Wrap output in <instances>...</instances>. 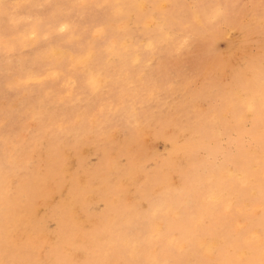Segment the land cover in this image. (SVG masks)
Listing matches in <instances>:
<instances>
[{"label":"rangeland","instance_id":"374dc122","mask_svg":"<svg viewBox=\"0 0 264 264\" xmlns=\"http://www.w3.org/2000/svg\"><path fill=\"white\" fill-rule=\"evenodd\" d=\"M134 1L0 0V224L2 225V220L8 211L18 212L17 215L23 221L21 225H6V227L8 226L7 231L0 226V239H3L0 240V244L6 242L5 244L9 243V248L12 246L6 252L4 251L5 254L4 252L0 253L1 264H264V178L261 179V177H264V157L257 159L251 157L252 151L260 147L258 141L264 140V126H262L264 125V113L259 112L260 110L255 113L252 112V114L247 111L250 104L248 102L251 100L249 94V96H246V100H248L246 101V108H244V102L237 104L233 111L230 109L232 107L231 103L233 101L236 103V100L239 99V93L236 94L233 90L237 89L241 83L242 88L249 83H243L244 76L236 73L232 74L233 70L245 71L247 77L256 75L258 71L264 85V0ZM150 1L151 3H149ZM128 2L133 6L132 11L137 12L126 15V18L120 13H127L123 4ZM139 3H142V6ZM198 4L199 7H197ZM201 7L202 10H200ZM196 9L203 14L198 17L199 19L196 18L198 13ZM56 10L63 15V19L59 17L53 19L52 15ZM204 11L206 14H204ZM116 12L122 16L123 22L120 18H116L115 24L117 27L107 28L108 20L111 22ZM178 12L181 14H179L180 16ZM102 13L105 16L103 18L98 17ZM170 14H173V16L171 15L173 18L169 16ZM175 16L179 17L176 18ZM129 17L130 19H128ZM162 18L165 20L168 18L166 20L167 24L164 25L161 21ZM101 19L102 21H100ZM205 19L209 23H206V26L204 24ZM194 20H203V24H198ZM56 21L57 23L60 21L61 25L60 23H55L57 24L55 25L54 22ZM40 23L42 26H39ZM69 25H72V28L69 29ZM32 26L35 28H31ZM164 26L166 27L164 28ZM201 28L203 29L201 30ZM72 29L76 31L74 36L82 38L84 42V38H86V43L89 42L91 45L96 42L104 44L100 45L101 49L112 46V42L118 39L120 32L122 33L120 35H124V30L130 34L138 33V37H141L140 40L136 36L126 43L130 50L137 49L134 56L140 52L139 57H144L142 60L133 61L136 68H134L132 78L136 82L133 81L132 84L128 85V88L121 91L116 83L108 81L104 78V75H100L91 84L92 70L79 63L77 59L74 60L71 56H62L59 53H51L50 58L44 55L42 58L35 52L40 46H51L60 38L59 36H67L68 31ZM170 29L171 31L173 29V31L171 32ZM35 30L36 33H34ZM120 35L119 37H123ZM103 40L104 42L106 40V42L104 43ZM66 42L69 43L70 41L66 40ZM145 43L148 45L146 46ZM67 50L70 49L67 47ZM79 51L81 52L79 53ZM84 51L82 48L73 52L81 56ZM29 55L32 57H29ZM147 58L149 61H146ZM39 60L43 63L41 64ZM117 60L118 57L115 56L114 62H117ZM218 61H221L220 65L217 64ZM227 61L228 64L225 63ZM139 66L144 69H139ZM8 71L10 74L12 73L9 76L7 75L9 74ZM230 85L233 86V90ZM231 91L234 93H230ZM205 92H216V96L215 93L204 95ZM244 93L246 92L241 93L242 97H245ZM224 97H227L229 102L227 98L226 102ZM126 98L128 99L126 100ZM32 101L33 104L37 105L32 104L33 106H30ZM22 103L24 104L22 105ZM39 111L41 112L38 113ZM129 112L132 113L129 114ZM242 113L244 116H242ZM25 114L27 115L25 116ZM45 114L47 116L49 114L50 117H44ZM212 114L218 115L219 124L222 122L221 124L224 126L233 125L234 121L232 122V120L238 117L234 124H236V121L238 122V129L240 128L239 133L241 134L240 140L235 139V133L224 136L219 145H213L212 140H208V145L197 150L196 163L193 159L194 168L188 167V171L180 166L175 167L169 177L163 173L153 174L159 163L156 158L144 159L132 171L127 169L130 165V158L128 153L123 154L121 151L124 145L130 146L133 151L138 148L134 145L137 141L145 143V149L148 151L154 145L153 150L161 156L168 151V145L161 140L151 139L150 130H157L166 122L175 119L177 124L182 126L179 131L172 124L166 127L168 131L176 133L177 141L181 143L183 138L190 134L188 132L190 128H209L206 126L211 125ZM52 115L53 117H51ZM251 117H255V119ZM259 118L262 121L254 122ZM148 121H150V124ZM6 124L7 126H5ZM59 124L61 126H58ZM49 127L50 129L47 130ZM53 130L55 133H53ZM45 132L48 139H46ZM178 132H180V135ZM53 134L57 135L58 142L51 138ZM74 134H80V142L75 141L71 136ZM63 135L70 136L69 139L67 138L69 143L64 140ZM229 137L234 139L230 143L231 145L227 143ZM67 144H70L69 147ZM20 151H23L22 156ZM75 153L79 154L77 156L79 159H77ZM14 154L17 156L12 157ZM237 156H239V162L242 160L241 162L245 164L244 168L241 163H239V166L233 163V158ZM205 160L215 169L230 168L232 172L234 170L235 174L233 172V176H226L224 180L222 178L221 184L219 182V186L223 187L224 190L214 188L215 182L210 185V188L207 187L210 178L207 168L202 166ZM181 163L184 164V161L182 160ZM63 165H66L68 170L64 169ZM237 167H241L238 172ZM95 168L108 172H105V175L95 173L100 177V183L97 184L98 186L94 185L92 190L87 189L88 186H85V190L90 191V194L83 197L84 199L82 198L84 202L79 197H76V202L70 200L71 198L67 195L70 190V179L68 177L72 175L73 178L75 176L78 179L81 178L80 180L90 179L92 175L87 174L86 171H93ZM61 169H64V175L59 177ZM242 169H244V172ZM65 170L69 172L68 175ZM52 172L53 175H51ZM246 172L247 174H244ZM26 174L28 175L26 176ZM31 176L32 178H30ZM37 177L38 180L44 179L41 180V186L44 184L42 188L46 193L51 191L52 184L57 186L52 195L54 201H57V196L58 198L64 196L63 200L72 202L73 211L75 210L74 219L78 223L80 222L78 225L73 223L72 227H64L63 220L60 222L58 219L59 217L62 218L60 213L57 217V211H52V209L47 208L49 206L42 204L45 197L39 196V194L35 195L32 191L33 183ZM50 177L51 179H49ZM242 178L248 181H243ZM46 180H48L47 183ZM95 181L92 180V183ZM231 181H236L235 188L231 187ZM29 184L30 186H28ZM81 185L79 183V186ZM183 186L185 187L184 190L186 189L184 191L185 199L178 200L183 193L180 192ZM236 188L238 189L236 190ZM208 189L211 190L206 193ZM78 190L76 191L77 194L80 192ZM28 192L33 199H30ZM204 192L206 194L202 195ZM98 194L100 195L99 198ZM208 194H211V196L208 197ZM213 195H215L214 199L212 198ZM165 197H169L168 200L172 201L171 206L175 213L165 210ZM190 198L195 203H192L189 200ZM225 198H227V201H224ZM201 199L205 200L202 201ZM78 200L79 202H77ZM21 201L25 202L21 205ZM221 201H224V203ZM37 204L40 206H37ZM201 204H204L208 210L200 214L199 206ZM29 205L30 207H28ZM48 205L52 204L49 203ZM23 208L25 210L22 211ZM197 211L198 213H196ZM22 212L25 213L22 214ZM45 215L47 216L44 217ZM110 219L113 220V223ZM94 221L97 223L93 224ZM31 226L34 228H31ZM61 230L64 233L66 232L67 235ZM79 230L81 233H79ZM64 237L65 240L62 239ZM92 238L94 239L92 240ZM197 239L212 241L213 246L206 249L203 246L199 247L196 243ZM76 242L78 245H76ZM112 242L115 243V247ZM22 245L23 247H21ZM109 245V248L112 247L111 249L108 248ZM78 246H82V249ZM108 249L112 255L111 257L108 255ZM117 249L118 254L116 255L118 256L114 253ZM174 249L176 250L174 251ZM78 250L79 252H77ZM2 254H4V257L1 256ZM66 261L68 262L66 263Z\"/></svg>","mask_w":264,"mask_h":264},{"label":"bare ground","instance_id":"6f19581e","mask_svg":"<svg viewBox=\"0 0 264 264\" xmlns=\"http://www.w3.org/2000/svg\"><path fill=\"white\" fill-rule=\"evenodd\" d=\"M137 0H135L134 2H136ZM144 1H146V0H144ZM152 2L154 1V0H151ZM151 1L149 2V3H151ZM94 2V1H93ZM120 2V1H119ZM122 2V1H121ZM138 2V1H137ZM115 3V2H114ZM143 3V2H142ZM142 3L140 4L139 3V5L140 6H142ZM192 3V2H191ZM200 5H201V3H199ZM199 4H198V6L197 7H199ZM203 4V3H202ZM113 5V4H112ZM124 5V7L126 8V10H127V13L125 14H123V12L122 13H120V14H122V16H126V15H130V13H134V12H137V11H135L134 10V12L132 11V9H133V6L132 5H130V2H128V3H126V4H123ZM152 5H153V3H152ZM59 7V6H58ZM111 7V6H110ZM139 7V6H138ZM203 7V6H202ZM202 7H201V9L200 10H202ZM86 8V7H85ZM88 9H89V7H87ZM109 8V7H108ZM112 8V7H111ZM191 8V7H190ZM107 9V8H106ZM106 9H105V11H106ZM114 9V8H113ZM116 9V8H115ZM120 9V8H119ZM227 9V8H226ZM104 10V9H103ZM102 10V11H103ZM156 10V9H155ZM204 10V9H203ZM207 10V9H206ZM236 10V9H235ZM234 10V11H235ZM35 11V10H34ZM62 11V10H61ZM67 11H68V9H67ZM67 11H65V12H67ZM129 11V12H128ZM181 11V10H180ZM196 11H198V13L196 12ZM196 13H197V16H196V18L197 19H199L198 17L200 16L201 17V15H203L202 14V12H200L199 10H197L196 9ZM126 12V11H125ZM37 13V12H36ZM53 13V12H52ZM68 13V12H67ZM72 13V12H71ZM101 13V12H100ZM115 13V12H114ZM182 13V12H181ZM187 13V12H186ZM22 14H24V13H22ZM29 15H30V13H28ZM119 13H117L116 12V14H115V16H113V18L111 19L112 21L110 22V20H108L109 22L107 23V28H110V27H117V25L115 24L116 23V18H120L121 20H122V16L120 15ZM175 14V13H174ZM180 13L178 12V15H179ZM204 14H206L205 13V11H204ZM234 14V13H233ZM68 15H69V13H68ZM67 14H66V16H68ZM98 15V14H97ZM166 15V14H165ZM171 15L173 16V14H170L169 16L171 17ZM181 15V14H180ZM179 15V16H180ZM53 17V19H55V18H62L63 19V15H61L60 13H59V11L58 10H56L54 13H53V15H52ZM105 16V14L104 13H102V14H99L98 15V17H101V18H103ZM136 16H139V15H136ZM168 16V15H167ZM166 16V17H167ZM179 16H177V17H179ZM185 16V15H184ZM206 16V15H205ZM221 16H223V15H221ZM140 17V16H139ZM155 17V16H154ZM165 17V18H166ZM176 17V16H175ZM176 17V18H177ZM214 17V16H213ZM227 17V16H226ZM45 18V17H44ZM70 18V17H69ZM108 18H110L109 16H108ZM126 18H127V16H126ZM133 18V17H132ZM131 18V19H132ZM136 18V17H135ZM171 18H173V17H171ZM207 18V17H206ZM225 18V17H224ZM237 18V17H236ZM71 19V18H70ZM98 19V18H97ZM124 19V18H123ZM128 19H130V17L128 18ZM175 19V18H174ZM179 19H181V18H179ZM72 20V19H71ZM104 20V19H103ZM133 20V19H132ZM166 20H168V18L166 19ZM166 20L164 19V18H162L161 19V21L164 23V25L165 24H167V22H166ZM170 20V19H169ZM177 20V19H176ZM67 21H69V20H67ZM100 21H102V19L100 20ZM118 21V20H117ZM135 21H136V19H135ZM181 21V20H180ZM196 23H198V24H203V20H194ZM61 22H62V20H61ZM61 22L60 21H58V23H60V25H61ZM122 22H123V20H122ZM133 22V21H132ZM176 22V21H175ZM55 23H57V21L56 22H54V24ZM57 23V24H58ZM63 23V22H62ZM69 23V22H68ZM125 23V22H124ZM206 23L207 24H209L208 23V21H206V19H205V26H206ZM212 23V22H211ZM41 24V23H40ZM39 24V26H42V24L40 25ZM57 24H55V25H57ZM65 24V23H64ZM118 24V23H117ZM120 24V23H119ZM155 24V23H154ZM170 24V23H169ZM175 24V23H174ZM173 24V25H174ZM182 24H183V22H182ZM212 24H214V23H212ZM52 25H53V23H52ZM63 25V24H62ZM67 26H68V24H66ZM148 25V24H147ZM172 25V26H173ZM47 26H49V25H47ZM54 26V25H53ZM52 26V27H53ZM66 26V27H67ZM103 26V25H102ZM121 26V25H120ZM161 26V25H160ZM176 26V25H175ZM174 26V27H175ZM179 26V25H178ZM204 26V25H203ZM213 26V25H212ZM34 26H32L31 28H33ZM70 27L72 28V25L70 26L69 25V29H70ZM159 27V26H158ZM162 27H163V25H162ZM166 26H164V28H165ZM168 27H169V25H168ZM173 27V28H174ZM214 27V26H213ZM35 28V27H34ZM118 28H120L119 26H118ZM134 28V27H133ZM172 28V27H171ZM205 28V27H204ZM69 29H67V30H69ZM106 29V28H105ZM161 29V28H160ZM159 29V30H160ZM203 28H201V30H202ZM207 29V28H206ZM211 29V28H210ZM30 30V29H29ZM51 30V29H50ZM67 30H66V32H67ZM164 30V29H163ZM162 30V31H163ZM200 30V31H201ZM209 30V29H208ZM170 31H171V29H170ZM172 31H173V29H172ZM171 31V32H172ZM69 33L67 34V36H65V37H61V36H59L60 38L57 40V41H55L51 46L49 45V47H41L40 46V48L39 49H37V51H35V52H37V54H38V56L39 57H44V55H47V56H49V58H50V55H51V53L52 54H57V53H59V55H62V56H71V58L72 59H74V60H78V62L79 63H81V64H83L84 66H86V67H88L90 70H92V74H91V84L92 83H94L95 82V79H96V77L97 76H100V75H104V78L105 79H108V81H113L114 83H116L117 85H118V89L120 90L121 89V91L125 88H128V85L129 84H132L133 83V81H134V83L136 82L133 78H132V74H133V72H134V68H136V67H134V65H133V61L134 60H137L138 61V59H141L142 60V58H144V57H139V54H140V52L139 53H137L135 56H134V54L137 52V49H133V50H130V48H129V46L126 44L127 43V41L128 40H131L133 37L135 38L136 36L138 37V33H133V34H130V33H128L126 30H124V35H120V33L118 34V39H116V40H114L113 42H112V46H110V47H108V48H106V49H101V46L102 45H104V44H98L97 42L96 43H93L92 45H91V43L89 44V42L88 43H86L87 41V39L86 38H84L85 39V42H84V40L82 39V38H77V37H75L74 35H75V32L76 31H74L73 29L72 30H70V31H68ZM114 32H116L115 30H114ZM123 32V31H122ZM183 32V31H182ZM189 32V31H188ZM23 33V32H22ZM34 33H36V30H35V32ZM117 33V32H116ZM163 33H164V31H163ZM25 34V33H24ZM32 34V33H31ZM58 34V33H57ZM63 34V33H62ZM112 34V33H111ZM122 34V33H121ZM172 34H175V33H172ZM193 34V33H192ZM196 34V33H195ZM30 35V34H29ZM28 35V36H29ZM60 35V34H59ZM119 35L120 36H123V37H119ZM171 35V34H170ZM110 36H112V35H110ZM193 36H194V34H193ZM196 36V35H195ZM217 36H219V35H217ZM12 37V36H11ZM58 37V36H57ZM79 37V36H78ZM163 37V36H162ZM164 37H167V36H164ZM176 37V36H175ZM35 38H37V37H35ZM121 38V39H120ZM133 38V39H134ZM139 38V37H138ZM174 38V37H173ZM182 38V37H181ZM18 39V38H17ZM95 40H97L96 38H94ZM107 39V38H106ZM141 39V37L139 38V40ZM169 39V38H168ZM19 40V39H18ZM66 40H68V41H70L69 43H67L66 42ZM89 40H91L90 38H89ZM88 40V41H89ZM95 40H93L94 42H95ZM99 40H100V38H99ZM109 40H111V39H109ZM108 40V41H109ZM138 40V41H139ZM187 40V39H186ZM202 40V39H201ZM16 41V40H15ZM35 41V40H34ZM43 41V40H42ZM92 41V40H91ZM98 41V40H97ZM180 41V40H179ZM103 42H104V40H103ZM105 42H106V40H105ZM104 42V43H105ZM145 42H146V40H145ZM148 42V41H147ZM202 42H204L203 40H202ZM18 43H19V41H18ZM100 43H101V41H100ZM178 43V42H177ZM205 43V42H204ZM203 43V44H204ZM45 44H47V43H45ZM87 44H89V45H87ZM107 44V43H106ZM146 44V43H145ZM244 44V43H243ZM101 45V46H100ZM148 44H146V46H147ZM196 45V44H195ZM106 46V45H105ZM243 46V45H242ZM67 47L71 50H67L66 51V49H67ZM150 47H151V45H150ZM178 47V46H177ZM22 48V47H21ZM83 48V51H84V49H85V51H84V53L81 55V56H79V55H76L73 51H78L79 49H82ZM102 48H104V47H102ZM196 48V47H195ZM234 48H236V47H234ZM177 49V48H176ZM179 49V48H178ZM238 49V48H237ZM242 49V48H241ZM73 50V51H72ZM194 50V49H193ZM13 51V50H12ZM233 51V50H232ZM236 51V50H235ZM24 52V51H23ZM81 51H79V53H80ZM241 52V51H240ZM150 53V52H149ZM148 53V54H149ZM238 53H239V51H238ZM25 54V53H24ZM155 54V53H154ZM153 54V55H154ZM235 54V53H234ZM76 55V56H75ZM143 55V54H142ZM229 55V54H228ZM46 56V57H47ZM56 56V55H55ZM118 57V60H117V62H114V57ZM29 57H32V56H30L29 55ZM134 57V58H133ZM8 58V57H7ZM54 58V57H53ZM60 58V57H59ZM59 58H57V59H59ZM64 58V57H63ZM70 58V57H69ZM17 59V58H16ZM15 59V60H16ZM33 59V58H32ZM35 59V58H34ZM41 59V58H40ZM48 59V58H47ZM46 59V61H48ZM148 59V58H147ZM152 59V58H151ZM226 59V58H225ZM227 59H229L228 57H227ZM232 59V58H231ZM44 60H45V58H44ZM43 60V61H44ZM140 60V61H141ZM29 61V60H28ZM34 61H36V60H34ZM39 61H41V60H39ZM146 61H149V59L148 60H146ZM229 61V60H228ZM228 61L227 62H225V63H227L228 64ZM244 61V60H243ZM51 62V61H50ZM57 62V61H56ZM135 62V61H134ZM143 62V61H142ZM229 62H231V61H229ZM36 63H39V62H36ZM43 62L41 61V64H42ZM47 63V62H46ZM147 63V62H146ZM254 63V62H253ZM27 64V63H26ZM48 64V63H47ZM145 64V63H144ZM148 64V63H147ZM218 65H220L221 64V61H218V63H217ZM252 64V63H251ZM32 65V64H31ZM44 65H46V64H44ZM43 65V66H44ZM150 65V64H149ZM149 65H147V66H149ZM142 66V65H141ZM145 66V65H144ZM225 66V65H224ZM252 66V65H251ZM251 66H249V67H251ZM52 67V66H51ZM140 67V66H139ZM143 67V66H142ZM202 67V66H201ZM255 67V66H254ZM23 68V67H22ZM153 68V67H152ZM233 68V67H232ZM236 68V67H235ZM244 68V67H243ZM4 69H6V68H4ZM8 69V68H7ZM17 69V68H16ZM25 69V68H24ZM29 69V68H28ZM139 69H141V67L139 68ZM144 69V68H143ZM143 69H141V70H143ZM149 69V68H148ZM27 70V69H26ZM32 70V69H31ZM135 70H137V69H135ZM259 70V69H258ZM24 72H26L25 70H23ZM28 71V70H27ZM168 71V70H167ZM248 71H252V70H248ZM257 71V70H256ZM262 71V70H261ZM6 72H7V70H6ZM9 72V71H8ZM21 72V71H20ZM30 72H32V71H30ZM142 72V71H141ZM144 72V71H143ZM242 72V73H241ZM237 71V70H233L232 71V74H237V75H243L244 76V82L243 83H246V82H249V83H247V84H245L244 85V87L242 88V86L243 85H239V87L237 88V89H234L233 90V86H231V88H232V90L233 91H235V93L237 94V93H239V95H238V97H239V99L238 100H236V103H234V101H233V103H231V106L232 107H230V109H232V111H233V108L234 107H236V105L237 104H241V103H244V108H246L247 107V105H246V101H248V100H246V96H251V100L248 102V103H250L249 104V106L247 107V111L248 112H251V114H252V112H258V110H260L259 112H262V113H264V85L262 84V82H261V77L259 76L260 74H258L259 72L257 71V74L256 75H252V77H247L246 76V73L247 72H245V71ZM22 73V72H21ZM21 73H18V74H21ZM28 73H29V71H28ZM147 73V72H146ZM151 73V72H150ZM7 74V73H6ZM12 74V73H11ZM10 74V72H9V74H7L8 76L9 75H11ZM14 74L16 75V73L14 72ZM13 74V75H14ZM17 74V76H19ZM33 74V73H32ZM31 74V75H32ZM29 75V74H28ZM55 75V74H54ZM148 75V74H147ZM21 76V75H20ZM23 76V75H22ZM30 76V75H29ZM28 76V77H29ZM138 76V75H137ZM143 76V75H142ZM149 76H150V74H149ZM11 77V76H10ZM174 77V76H173ZM30 78V77H29ZM138 78H140L139 76H138ZM143 78V77H142ZM236 78V77H235ZM27 79V78H26ZM4 80H5V78H4ZM97 80V79H96ZM154 80V79H153ZM142 81V80H141ZM239 81V80H238ZM242 81V80H241ZM90 82V81H89ZM112 82V83H113ZM145 82V81H144ZM149 82V81H148ZM152 82V81H151ZM154 82V81H153ZM169 82V81H168ZM236 82V81H235ZM12 83V82H11ZM142 83V82H141ZM155 83V82H154ZM234 83V82H233ZM239 83H240V81H239ZM8 84V83H7ZM30 84V83H29ZM41 84V83H40ZM108 84V83H107ZM2 85H3V83H2ZM1 85V86H2ZM10 85V84H9ZM110 85V84H109ZM145 85V84H144ZM43 86V85H42ZM91 86V85H90ZM134 86V85H133ZM139 86V85H138ZM186 86V85H185ZM210 86V85H209ZM229 86V87H230ZM93 87V86H92ZM24 88V87H23ZM27 88V87H26ZM29 88V87H28ZM35 88V87H34ZM90 88V87H89ZM138 88V87H137ZM12 89V88H11ZM90 90H91V88H90ZM92 90H94L93 88H92ZM4 91V89L2 90V92ZM35 91V90H34ZM233 91H231L230 93H234ZM8 92V91H7ZM6 92V93H7ZM14 92H15V90H14ZM36 93H37V91H35ZM34 92V93H35ZM242 92H246V93H244L245 94V97H242ZM9 93V92H8ZM212 93H215V96H216V92H205L204 93V95H208V94H212ZM20 94V93H19ZM38 94H40L39 92H38ZM247 94V95H246ZM249 94V95H248ZM18 95V94H17ZM41 95V94H40ZM218 95V94H217ZM235 95V94H234ZM131 96V95H130ZM123 97H125V96H123ZM232 97H233V95H232ZM7 98V97H6ZM12 98V97H11ZM26 98V97H25ZM59 98V97H58ZM227 98V97H226ZM226 98L224 97V99L226 100ZM250 98V97H249ZM82 99V98H81ZM124 99V98H123ZM128 98H126V100H127ZM215 99V98H214ZM234 99V98H233ZM34 100H35V98H34ZM36 100H37V98H36ZM125 100V99H124ZM227 100H228V98H227ZM227 100H226V102H227ZM12 101V100H11ZM41 101V100H40ZM48 101V100H47ZM46 101V102H47ZM220 101V100H219ZM222 101V100H221ZM38 102H39V100H38ZM49 102V101H48ZM47 102V103H48ZM63 102V101H62ZM95 102V101H94ZM228 102H229V100H228ZM31 103V102H30ZM40 103V102H39ZM45 103V102H44ZM219 103V102H218ZM217 103V104H218ZM222 103H223V101H222ZM24 103H22V105H23ZM33 104V101H32V103L30 104V106ZM53 104V103H52ZM183 104H184V102H183ZM219 104H221V103H219ZM225 104V103H224ZM28 105V104H27ZM33 105H37V104H33ZM32 105V106H33ZM55 106V105H54ZM222 106H224V105H222ZM241 106V105H240ZM6 107V106H5ZM33 108V107H32ZM34 108H35V106H34ZM37 108H39V107H37ZM49 108V107H48ZM51 108V107H50ZM31 109V108H30ZM45 109V108H44ZM70 109V108H69ZM87 109V108H86ZM217 109V108H216ZM215 109V110H216ZM222 109H223V107H222ZM37 110V109H36ZM46 110V109H45ZM130 110V109H129ZM221 110V109H220ZM239 110H240V108H239ZM244 110V109H243ZM13 111V110H12ZM33 111V110H32ZM86 111V110H85ZM89 111V110H88ZM183 111V110H182ZM181 111V112H182ZM242 111V110H241ZM31 112V111H30ZM41 111H39L38 113H40ZM243 112V111H242ZM35 113V112H34ZM48 113H49V109H48ZM52 113V112H51ZM54 113V112H53ZM56 113V112H55ZM60 113V112H59ZM132 112H129V114H131ZM200 113V112H199ZM217 113V112H216ZM28 114H29V112H28ZM33 114V113H32ZM71 114V113H70ZM188 114V113H187ZM236 114V113H235ZM235 114H233V115H235ZM243 114V113H242ZM251 114H249V115H251ZM27 114H25V116H26ZM77 115V114H76ZM207 115V114H206ZM237 115H239V114H237ZM15 116V115H14ZM41 116H43L42 114H41ZM46 116V118L49 116L50 117V115L48 114V116L45 114L44 115V117ZM198 116H200V115H198ZM204 116H205V113H204ZM229 116V115H228ZM242 116H244V114L242 115ZM21 117V116H20ZM51 117H53V115L51 116ZM59 117V116H58ZM62 117V116H61ZM133 117V116H132ZM201 117V116H200ZM207 117V116H206ZM231 117H233V116H231ZM231 117H229V118H231ZM40 118V117H39ZM42 118V117H41ZM55 118V117H54ZM57 118V117H56ZM76 118V117H75ZM80 118H81V116H80ZM202 118V117H201ZM210 118V117H209ZM238 118V117H237ZM236 118V119H237ZM252 118V117H251ZM251 118H249V119H251ZM254 119H255V117H253ZM252 118V119H253ZM27 119V118H26ZM42 119H45V118H42ZM236 119H234V120H232V122L234 121V123H235V120ZM8 120V119H7ZM41 120V119H40ZM209 120V119H208ZM239 120V119H238ZM261 120V118H259V119H257L256 121H254V122H259ZM39 121V120H38ZM49 121V120H48ZM60 121V120H59ZM107 121V120H106ZM219 121H220V119H219V117H218V115H215V114H212L211 115V125H209V126H206V127H209V128H201V129H197V127H195V128H190V130H188V132H190V134L187 136V137H185V138H183V141L181 142V143H179L178 141H177V135H176V133H174V132H172V131H168V129H167V127L166 126H168L169 124H172L173 126H176L177 127V129H178V131H179V129H181V125H179V124H177V121L175 120V119H173V120H170L168 123L166 122L165 124H163L160 128H158L157 130H150V132H149V134H150V136H151V139H153V140H161V141H163L165 144H167L168 145V151L165 153V154H163V155H159L156 151H154L153 150V146L150 148V150L148 151L147 149H145V143H141L140 141H137V143H135L134 145L135 146H137L138 148L136 149V150H134L133 151V148H131L130 146H127V145H124V147H122L121 148V151H122V153L123 154H125V153H128V155H129V158H130V160H129V162H130V165L128 166V168L127 169H129V170H133V168L134 167H137L138 165V163H140V162H142L144 159H146V158H156L157 159V161H159V163H158V168H157V170L153 173V174H155V175H159V174H165L167 177H169L170 176V174H171V171L175 168V167H181V168H183V169H187L188 170V167L190 168H194V163H196V157H197V150L199 149V148H201V147H204V146H206V145H208L209 143H208V140H212V144L213 145H219V142H220V140L224 137V136H229L230 134H233V133H235V135H236V137H235V139L236 140H240V133H239V129H238V122L236 121V124H234L233 123V125H227V126H224V125H222L221 123L219 124ZM231 121V120H230ZM262 121V120H261ZM12 122V121H11ZM40 122V121H39ZM38 122V123H39ZM58 122V121H57ZM76 122V121H75ZM75 122H73V123H75ZM136 122V121H135ZM150 121H148V123H149ZM203 122V121H202ZM209 122V121H208ZM251 122H252V120H251ZM72 123V124H73ZM77 123V122H76ZM138 123V122H137ZM205 123V122H204ZM150 124V123H149ZM9 125V124H8ZM31 125V124H30ZM56 125V124H55ZM142 125V124H141ZM202 125V124H201ZM5 126H7V124L5 125ZM58 126H61L60 124L58 125ZM57 126V127H58ZM203 126V125H202ZM257 126V125H256ZM258 126H260V125H258ZM262 126H264V125H262ZM47 127V126H46ZM45 127V128H46ZM51 127V126H50ZM50 127L49 128H47V130H49L50 129ZM63 127V126H62ZM66 127H68V126H66ZM79 127V126H78ZM175 127V128H176ZM178 127H180V128H178ZM13 128V127H12ZM77 128V127H76ZM80 128V127H79ZM174 128V129H175ZM15 129V128H14ZM94 129V128H93ZM98 129V128H97ZM253 129V128H252ZM13 130V129H12ZM42 130H45V129H42ZM41 130V131H42ZM82 130V129H81ZM88 130H89V128H88ZM99 130V129H98ZM120 130V129H119ZM185 130V129H184ZM245 130H246V128H245ZM258 130V129H257ZM7 131V130H6ZM40 131V130H39ZM182 131V130H181ZM251 131V130H250ZM12 132V131H11ZM43 132V131H42ZM47 132V131H46ZM46 132H45V136H46V139H48L47 138V136L48 135H46ZM81 132V131H80ZM79 132V133H80ZM93 132H95V131H93ZM101 132V131H100ZM245 132V131H244ZM253 132V131H252ZM49 133V132H48ZM47 133V134H48ZM53 133H55L54 132V130H53ZM58 133V132H57ZM56 133V134H57ZM72 133H73V131H72ZM138 133V132H137ZM179 133V135H180V132H178ZM182 133H183V131H182ZM264 133V132H263ZM262 133V134H263ZM42 134V133H41ZM69 134V133H68ZM87 134V133H86ZM90 134V133H89ZM248 134V133H247ZM256 134V133H255ZM258 134H261V133H258ZM257 134V135H258ZM261 134V135H262ZM4 135H5V133H4ZM51 135H52V133H51ZM70 135V134H69ZM69 135H63L64 136V140L65 141H67V138L69 139L70 138V136ZM94 135V134H93ZM256 135V136H257ZM264 135V134H263ZM71 136H73V138H74V140L75 141H79L80 142V134H74V135H71ZM86 136V135H85ZM91 136V135H90ZM100 136V135H99ZM255 136V137H256ZM2 137V136H1ZM4 137V136H3ZM6 137V136H5ZM81 137H82V134H81ZM252 137H253V135H252ZM261 137V136H260ZM264 137V136H263ZM263 137H261V138H263ZM43 138H45V137H43ZM42 138V139H43ZM52 139H54L56 142H58V137H57V135H54L53 134V137H51ZM132 138V137H131ZM41 139V138H40ZM51 139V140H52ZM83 139H84V135H83ZM255 139V138H254ZM254 139H253V141H254ZM260 139V138H259ZM72 140V139H71ZM125 140V139H124ZM233 138H231V137H229L228 138V140H227V143L228 144H230V143H232L233 142ZM84 141V140H83ZM39 142V141H38ZM41 142V141H40ZM68 142V141H67ZM133 142H136V141H133ZM210 142V141H209ZM258 142H260V147L257 149V150H254V151H252V153H251V157H253V159H257V158H262V157H264V140H262V141H258ZM69 143V142H68ZM103 143V142H102ZM65 144V143H64ZM48 145H49V143H48ZM56 145V144H55ZM59 145H63V144H59ZM66 145V144H65ZM68 145V144H67ZM70 145V144H69ZM69 145H68V147H69ZM75 145V144H74ZM103 145V144H102ZM231 145V144H230ZM40 146V145H39ZM83 146V145H82ZM104 146H105V144H104ZM223 146H225V145H223ZM222 146V147H223ZM56 147V146H55ZM71 147V146H70ZM34 148V147H33ZM66 149H68L67 147H65ZM77 148V147H76ZM79 148V147H78ZM104 148H106V147H104ZM247 148H248V146H247ZM246 148V149H247ZM21 149H23V148H21ZM54 149V148H53ZM62 149H64V148H62ZM75 149V148H74ZM80 149V148H79ZM79 149H78V151H79ZM103 149V148H102ZM111 149V148H110ZM249 149V148H248ZM70 150V149H69ZM224 150L225 151H227L226 150V148H224ZM24 151V150H23ZM23 151L21 152L20 151V153H21V156H22V153H23ZM57 151V150H56ZM200 151V150H199ZM241 151V150H240ZM244 151V150H243ZM53 152V151H52ZM77 152V151H76ZM247 152H248V150H247ZM251 152V151H250ZM17 153V152H16ZM66 153H68L67 151H66ZM76 154V157L79 155H77V153H75ZM113 154H114V152H113ZM249 154V153H248ZM16 154H14L12 157H14ZM49 155H50V153H49ZM52 155L54 156V154L52 153ZM65 155V154H64ZM72 155H73V153H72ZM105 155V154H104ZM242 155V154H241ZM244 155V154H243ZM242 155V156H243ZM7 156V155H6ZM17 156V155H16ZM240 156V155H239ZM239 156H237V157H235V158H233V163L236 165V166H239V163H241V165L243 166V168L245 167V164L243 163V162H239ZM246 157L248 156V155H245ZM245 156L243 157L244 159H245ZM10 157V156H9ZM43 157V156H42ZM51 157V156H50ZM50 157H49V159H50ZM67 157H68V155H67ZM17 158V157H16ZM47 158V157H46ZM216 158H218V157H216ZM249 158V157H248ZM51 159H52V157H51ZM69 159V158H68ZM77 159H79V157H77ZM77 159H76V161H77ZM193 159H194V163H193ZM54 160V159H53ZM184 161V164H182L181 163V161ZM252 160V159H251ZM42 161V160H41ZM44 161V160H43ZM55 161V160H54ZM246 161V160H245ZM48 162H49V160H48ZM59 162V161H58ZM50 163V162H49ZM64 163V162H63ZM75 163V162H74ZM73 163V164H74ZM77 163V162H76ZM255 163H257V162H255ZM259 163V162H258ZM83 164V163H82ZM85 164V163H84ZM44 165V164H43ZM58 165V164H57ZM62 165V164H61ZM247 165V164H246ZM52 166H53V164H52ZM64 166V165H63ZM84 166V165H83ZM110 166H111V164H110ZM203 167H205V168H207V173H208V176H209V178H210V183H207V187L208 188H210V185L213 183V182H215L214 183V188L216 187V188H218V189H223V187H221V186H219V182H220V184H221V182H222V178H223V180L226 178V176L227 177H229V176H233V172H234V170H233V172H232V170L230 169V168H224V169H222V170H219V169H215L214 167H212L206 160L203 162V165H202ZM248 166V165H247ZM260 166V165H259ZM259 166H256V167H259ZM264 166V165H263ZM45 167V166H44ZM49 167V166H48ZM47 167V168H48ZM55 167V166H54ZM65 168L64 169H67L68 170V168H67V166L65 165L64 166ZM250 167V166H249ZM249 167H248V170H249ZM252 167V166H251ZM109 168V167H108ZM238 168V167H237ZM239 168H241V167H239ZM239 168L237 169V172H238V170H239ZM252 168H254V167H252ZM251 168V169H252ZM260 168H262V167H260ZM3 169H6V168H3ZM50 169V168H49ZM64 169L62 170L61 169V173L59 174V177L61 176V175H64V173H63V171H64ZM106 169V168H105ZM256 169H258V168H256ZM263 169V168H262ZM8 170V169H7ZM102 170V169H101ZM244 169H242V171H243ZM30 171V170H29ZM56 172L58 171V170H55ZM77 171V170H76ZM189 171V170H188ZM251 171V170H250ZM254 171V170H253ZM262 171V170H261ZM8 172V171H7ZM6 172V173H7ZM47 172V171H46ZM60 172V171H59ZM106 171L105 170H102V171H100V170H98L97 168H95L93 171H86V173L87 174H89V175H92V177L89 179V178H86V179H82V180H80V179H78V177L77 176H75L74 178L72 177V175H71V177H68L70 180V190H69V192H68V196H69V198H71L70 200H73L74 202H76V197H79V198H81V200H82V198L83 197H85V196H87V194L89 195L90 193V191H88L87 189H91L92 190V188L94 187V185H97V184H99L100 183V177L98 176V175H96L95 173H102V174H104ZM108 172V171H107ZM106 172V173H107ZM111 172V171H110ZM237 172H236V174H237ZM244 172V171H243ZM248 172V171H247ZM247 172L246 173H244V174H247ZM29 173V172H28ZM65 173L68 175L69 174V172H67L66 170H65ZM33 173L31 172V175H32ZM78 174V173H77ZM80 174V173H79ZM78 174V175H79ZM234 174H235V172H234ZM240 174V173H239ZM7 175V174H6ZM25 175V174H24ZM28 174H26V176H27ZM47 175H48V173H47ZM51 175H53V172H52V174ZM82 175V174H81ZM105 175V174H104ZM112 175V174H111ZM238 175V174H237ZM236 175V178L238 177ZM255 175H256V173H255ZM43 176V175H42ZM56 176V175H55ZM110 176V175H109ZM114 176V175H113ZM203 176V175H202ZM242 176V175H241ZM257 176H258V173H257ZM264 176V175H263ZM9 177V176H8ZM7 177V178H8ZM36 177V176H35ZM244 177H246V176H244ZM4 178V177H3ZM2 178V179H3ZM30 178H32V176L30 177ZM57 178V177H56ZM85 178V177H84ZM107 178V177H106ZM105 178V179H106ZM232 178H235V177H232ZM247 178V177H246ZM250 178V177H249ZM264 177H261V179H263ZM41 179V178H40ZM49 179H51V177L49 178ZM240 179V178H239ZM243 179V178H242ZM251 179H253V178H251ZM29 180H31V179H29ZM41 180H44V179H41ZM41 180H38V177L35 179V182L33 183V189H32V191L34 192V194L35 195H37V194H39V196H43V197H45V199H44V201H42L41 199V201L42 202H44V203H42L43 205L45 204V205H47V206H49V207H47V208H49V209H52V211L54 210V211H57L58 212V214H57V217H59V213H60V215H61V217L62 218H58L59 220H60V222H62L61 220H63V222H62V224H63V226L65 227V226H69V227H72L73 226V223L75 224V225H78L79 223L77 222V221H75V219H74V215H75V213H74V211H73V208H72V202L70 203V201L69 200H63L62 198H64V196H59V198H58V196H57V201H54L53 200V198H52V195H53V193H54V191H55V188L57 187L55 184H52V186H51V188H50V192H47L46 193V191L42 188V186H44V184H42V186H41ZM92 180H96L94 183H92ZM108 180V179H107ZM221 180V181H220ZM232 180V179H231ZM237 180V179H236ZM245 179H243V181H244ZM260 180V179H259ZM47 181L48 180H46V183H47ZM80 181V182H79ZM111 181H113V180H111ZM189 181H190V179H189ZM227 181H229V180H227ZM240 181V180H239ZM242 181V180H241ZM246 181V180H245ZM248 181V180H247ZM246 181V182H247ZM255 181V180H254ZM44 182V181H43ZM90 182V183H89ZM102 183H103V181H101ZM114 182V181H113ZM117 182V181H116ZM226 182V181H225ZM246 182H245V184H246ZM260 182V181H259ZM259 182H257V183H259ZM263 182V181H262ZM79 183H81L82 185L81 186H79ZM101 183V184H102ZM235 183H236V181H231L230 182V185H231V187H234L235 188ZM50 184H51V182H50ZM103 184H105V183H103ZM107 184V183H106ZM172 184H173V182H172ZM239 184H240V182H239ZM238 184V185H239ZM108 185V184H107ZM111 185V184H110ZM169 185H170V182H169ZM237 185V184H236ZM254 185V184H253ZM252 185V188L254 187ZM28 186H30V184L28 185ZM85 186H88V188L85 190ZM98 186V185H97ZM248 186V185H247ZM250 186V185H249ZM238 187V186H237ZM251 187V186H250ZM27 188V186L25 187V189ZM80 188V190H78ZM96 188V187H95ZM108 188V187H107ZM106 188V189H107ZM112 188V187H111ZM184 186L182 187V189H181V195L179 196V198H178V200H183V199H185L184 198V191H186V189L184 190ZM233 188V189H234ZM251 188V189H252ZM9 189V188H8ZM17 189V188H16ZM24 189V190H25ZM31 189V188H30ZM200 189V188H199ZM238 188H236V190H237ZM248 189H250L249 187H248ZM255 189V188H254ZM2 190V189H1ZM80 191L79 192V194H77V192L76 191ZM105 190V189H104ZM210 190L211 189H208L207 191L208 192H206V193H209L210 192ZM215 190V189H214ZM213 190V192H215ZM224 190V189H223ZM222 190V191H223ZM235 190V191H236ZM26 191V190H25ZM29 191V190H28ZM117 191V190H116ZM218 193H219V191L218 190H216ZM222 191H220V192H222ZM245 191H248V190H245ZM252 191H254V190H252ZM2 192V191H1ZM9 192V191H8ZM105 192V191H104ZM204 192V194H202V195H205L206 193ZM212 192V191H211ZM259 192V191H258ZM29 193V192H28ZM27 193V194H28ZM32 193V192H31ZM46 193V194H45ZM91 193H93V192H91ZM95 193V192H94ZM216 193V192H215ZM230 194H231V192H229ZM252 193V192H251ZM26 194V195H27ZM212 194V193H211ZM211 194L209 195L208 194V197H210L211 196ZM214 194V193H213ZM217 194V193H216ZM222 194V193H221ZM229 194V195H230ZM22 195V194H21ZM60 195V194H59ZM97 195V194H96ZM220 195V194H219ZM16 196V195H15ZM109 196V195H108ZM107 196V197H108ZM113 196V195H112ZM168 196V195H167ZM201 196V195H200ZM214 196L215 195H213L212 196V198L214 199ZM29 197H31L30 196V193H29ZM43 197H41V198H43ZM100 197V195L98 194V198ZM114 197V196H113ZM204 197V196H203ZM203 197H201V198H203ZM218 197V196H217ZM229 197V196H228ZM231 197H232V195H231ZM23 198V197H22ZM35 198V197H34ZM39 198V197H38ZM65 198H66V196H65ZM68 198V197H67ZM168 198L169 197H165V199L164 200H166V203H165V207H166V209L165 210H167V211H169L170 213H175V210L172 208V201H170V200H168ZM200 198V197H199ZM205 198H206V196H205ZM216 198V197H215ZM25 199V198H24ZM23 199V200H24ZM30 199H33L32 197L30 198ZM30 199H29V201H30ZM84 199V198H83ZM101 199V198H100ZM115 199V198H114ZM212 199V200H213ZM218 199H219V197H218ZM9 200V199H8ZM14 200V199H13ZM22 200V199H21ZM36 200V199H35ZM47 200V201H46ZM104 200H106V199H104ZM110 200V199H109ZM108 200V201H109ZM116 200V199H115ZM168 200V201H167ZM192 203H195V201L194 200H192V198H190L189 199ZM202 201L203 200H205V199H201ZM227 201V198H225L224 199V201ZM27 201V200H26ZM38 201V200H37ZM46 201V202H45ZM83 202H84V200H82ZM87 201H88V199H87ZM86 201V202H87ZM224 201H221V202H223L224 203ZM17 202V201H16ZM23 202H25V201H21V205H22V203ZM31 202H32V200H31ZM34 202V201H33ZM77 202H79V200L77 201ZM81 202V201H80ZM205 202H208V201H205ZM211 202V201H210ZM39 203V202H38ZM49 203H51L52 205H48ZM112 203V202H111ZM12 204H13V202H12ZM16 204V203H15ZM26 204H27V202H26ZM28 204H30L29 202H28ZM34 204V203H33ZM209 204V203H208ZM214 204V203H213ZM226 204V203H225ZM227 204H228V202H227ZM226 204V205H227ZM23 205H25V204H23ZM39 204H37V206H38ZM84 205V204H83ZM243 205V204H242ZM2 206V205H1ZM15 206V205H14ZM26 206V205H25ZM25 206H23V207H25ZM36 206V205H35ZM34 206V207H35ZM40 206V205H39ZM110 206V205H109ZM244 206V205H243ZM20 207V206H19ZM28 207H30V205L28 206ZM27 207V208H28ZM224 207V206H223ZM222 207V208H223ZM8 208V207H7ZM31 208L32 209H34L32 206H31ZM31 208L29 209V211L31 210ZM37 208V207H36ZM84 208V207H83ZM217 208V207H216ZM226 208V207H225ZM14 209V208H13ZM196 209V208H195ZM198 209V208H197ZM196 209V210H197ZM229 209V208H228ZM237 209V208H236ZM23 210H25L24 208L22 209V211ZM43 210H45V209H43ZM85 210H86V208H85ZM207 210H208V208L204 205V204H201L200 206H199V212H200V214L202 213V212H207ZM222 210V209H221ZM227 210V209H226ZM20 211V210H19ZM28 211V212H29ZM126 211V210H125ZM228 211V210H227ZM56 212V213H57ZM215 212V211H214ZM25 212H22V214H24ZM27 213V212H26ZM32 213V212H31ZM31 213L29 214L30 216H31ZM34 213V212H33ZM47 213V212H46ZM52 213V212H51ZM50 213V214H51ZM89 213V212H88ZM104 213V212H103ZM196 213H198V211L196 212ZM217 213H219V212H217ZM221 213V212H220ZM219 213V214H220ZM233 213V212H232ZM18 214V212H14V211H12V212H9L8 211V213L5 215V217L3 218V220H2V225L0 224V226H1V228L2 229H5V231H7L8 230V226H15V225H21L22 223H23V221L22 220H20V218H19V216L17 215ZM195 214V213H194ZM236 214H238V213H236ZM35 215V214H34ZM44 215V214H43ZM192 215V214H191ZM2 216H4V215H2ZM24 216V215H23ZM28 216V215H27ZM29 216V217H30ZM37 216V215H36ZM47 215H45L44 217H46ZM90 216V215H89ZM101 216V215H100ZM193 216V215H192ZM195 216V215H194ZM223 216H224V214H223ZM55 217V216H54ZM98 217V216H97ZM110 217V216H109ZM171 217V216H170ZM230 217V216H229ZM41 218V217H40ZM78 218V220H80L79 219V217H77ZM99 218V217H98ZM104 218V217H103ZM106 218V217H105ZM110 218H112V217H110ZM188 218V217H187ZM200 218V217H199ZM96 219V218H95ZM106 219H108V218H106ZM177 219V218H176ZM175 219V220H176ZM198 219V218H197ZM223 219H225V218H223ZM222 219V220H223ZM41 220V219H40ZM97 220H99V219H97ZM226 220V219H225ZM100 221V220H99ZM110 221L112 222L113 220H111L110 219ZM169 221V220H168ZM179 221V220H178ZM180 222V221H179ZM179 222H177V223H179ZM31 223V222H30ZM94 223H97L96 221H94L93 222V224ZM99 223V222H98ZM103 223V222H102ZM113 223V222H112ZM115 223V222H114ZM185 223V222H184ZM225 223H227L226 221H225ZM15 224V225H14ZM176 224V223H175ZM6 225H8L7 227H6ZM96 225V224H95ZM149 225V224H148ZM167 225H168V223H167ZM169 225H171V224H169ZM180 225V224H179ZM61 226V225H60ZM101 226V225H100ZM182 226V225H181ZM95 227V226H94ZM143 227V226H142ZM180 227V226H179ZM210 227V226H209ZM7 228V229H6ZM11 228V227H10ZM9 228V229H10ZM16 228V227H15ZM31 228H34V227H32L31 226ZM60 228V227H59ZM67 228V227H66ZM169 228V227H168ZM178 228V227H177ZM181 228V227H180ZM63 229V228H62ZM72 229V228H71ZM78 229V228H77ZM80 229V228H79ZM150 229V228H149ZM171 229V228H170ZM176 229V228H175ZM40 230H41V228H40ZM72 230H74V229H72ZM178 230H179V228H178ZM206 230V229H205ZM251 230V229H250ZM62 231V230H61ZM61 231H59V232H61ZM67 231V230H66ZM70 231V230H69ZM80 231V230H79ZM209 231V230H208ZM13 232H15V231H13ZM40 232V231H39ZM63 232V231H62ZM83 232V231H82ZM153 232V231H152ZM4 233V232H3ZM41 233V232H40ZM39 233V234H40ZM64 233V232H63ZM68 233V232H67ZM79 233H81V231L79 232ZM88 233V232H87ZM87 233H85L86 235H87ZM161 233H163V232H161ZM160 233V234H161ZM186 233V232H185ZM192 233V232H191ZM252 233V232H251ZM61 234V233H60ZM64 234H66V232L64 233ZM74 234H75V232H74ZM77 235H78V233H76ZM140 234V233H139ZM151 234V233H150ZM62 235V234H61ZM67 235V234H66ZM166 235V234H165ZM180 236H181V234H179ZM204 235V234H203ZM6 237H7V235H5ZM74 236V235H73ZM150 236V235H149ZM179 236V237H180ZM186 236V235H185ZM200 236V235H199ZM1 237V236H0ZM10 237V235L8 236V238ZM69 237V236H68ZM155 237H156V235H155ZM162 237V236H161ZM187 237H188V235H187ZM3 238V237H2ZM58 238V237H57ZM71 238H73V237H71ZM125 238V237H124ZM134 238V237H133ZM139 238H141V237H139ZM147 238V237H146ZM150 238V237H149ZM148 238V239H149ZM153 238V237H152ZM171 238V237H170ZM192 238H194V237H192ZM199 238V237H198ZM206 238V237H205ZM213 239H215L214 237H212ZM5 239V238H4ZM12 239V238H11ZM10 239V240H11ZM62 239H64L65 240V237L64 238H62ZM76 239V238H75ZM94 238H92V240H93ZM127 239H129V238H127ZM135 239H136V237H135ZM158 239V238H157ZM0 240H3V239H0ZM6 240H7V238H6ZM71 240V239H70ZM134 240V239H133ZM186 240V239H185ZM8 241V240H7ZM80 241V240H79ZM78 241V242H79ZM117 241V240H116ZM126 241V240H125ZM135 241V240H134ZM169 242H170V240H168ZM182 241V240H181ZM3 242V241H2ZM72 242H75V241H72ZM6 243V242H5ZM3 244L2 243V245H1V250H0V253H3L4 251L6 252L7 250H9L12 246H10V248L8 247V244ZM12 243V242H11ZM10 243V244H11ZM80 243H81V241H80ZM113 243V242H112ZM141 243V242H140ZM167 243V242H166ZM196 243H197V246H199V247H204V249H206V248H211L212 246H213V242L212 241H207V240H203V239H197L196 240ZM254 243H255V241H254ZM15 244V243H14ZM14 244H13V246H14ZM69 244V243H68ZM67 244V245H68ZM82 244V243H81ZM115 243H113V246L115 247V245H114ZM142 244V243H141ZM155 244V243H154ZM64 245V244H63ZM76 245H78L77 244V242H76ZM94 245V244H93ZM98 245V244H97ZM119 245V244H118ZM158 245V244H157ZM84 246H85V244H84ZM112 246V245H111ZM135 246V245H134ZM21 247H23V245L21 246ZM78 247H80V246H78ZM78 247H76V248H78ZM82 247V246H81ZM80 247V248H81ZM102 247V246H101ZM110 247V245L108 246V248ZM113 247V248H114ZM160 247H162V246H160ZM184 247H187V246H184ZM190 247V246H189ZM6 249V250H4V249ZM71 248V247H70ZM112 248V247H111ZM111 248H109V249H111ZM135 248V247H134ZM13 249V248H12ZM15 249V248H14ZM19 249V248H18ZM65 249V248H64ZM82 249V248H81ZM96 249V248H95ZM108 249V250H109ZM69 250V249H68ZM132 250V249H131ZM167 250H169V249H167ZM176 249H174V251H175ZM5 252H4V254H5ZM69 252V251H68ZM77 252H79V250L77 251ZM109 252V256L111 257L112 255L110 254V250L108 251ZM112 252V251H111ZM120 252V251H119ZM134 252H137V251H134ZM20 253V252H19ZM114 253H115V255L116 254H118V249L117 250H115L114 251ZM126 253V252H125ZM177 253V252H176ZM4 254H2L1 256H3ZM7 254V253H6ZM35 254V253H34ZM103 254V253H102ZM170 254H172V253H170ZM70 255V254H69ZM75 255V254H74ZM73 255V256H74ZM105 255V254H104ZM175 255V254H174ZM177 255V254H176ZM8 256V255H7ZM37 256V255H36ZM65 256V255H64ZM79 256V255H78ZM106 256V255H105ZM116 256H118V255H116ZM178 256V255H177ZM4 257V256H3ZM3 257H2V259H3ZM33 257V256H32ZM103 257V256H102ZM113 257H115V256H113ZM47 258V257H46ZM64 258V257H63ZM62 258V259H63ZM68 258V257H67ZM109 258V257H108ZM34 259V258H33ZM65 259V258H64ZM74 259V258H73ZM66 260V259H65ZM71 260V259H70ZM106 260V259H105ZM110 260V259H109ZM46 261V260H45ZM51 261V260H50ZM69 261V260H68ZM68 261H66V263L68 262ZM1 262V261H0ZM76 262V261H75ZM78 262H79V260H78ZM109 262V261H108ZM40 263V262H39ZM86 263V262H85ZM97 263H99L98 261H97ZM1 264V263H0ZM30 264V263H29ZM45 264V263H44ZM54 264V263H53ZM103 264V263H102Z\"/></svg>","mask_w":264,"mask_h":264}]
</instances>
